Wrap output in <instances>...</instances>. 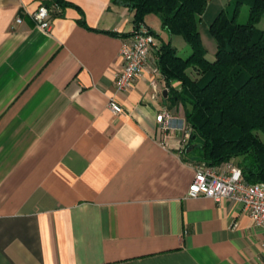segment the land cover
Segmentation results:
<instances>
[{
    "label": "crops",
    "instance_id": "1",
    "mask_svg": "<svg viewBox=\"0 0 264 264\" xmlns=\"http://www.w3.org/2000/svg\"><path fill=\"white\" fill-rule=\"evenodd\" d=\"M46 1L0 0V264H264L242 203L188 195L200 163L157 121L167 109L191 128L180 84L160 73L155 95L152 60L117 91L132 9L65 0L45 32L31 14ZM176 36L162 27L156 48Z\"/></svg>",
    "mask_w": 264,
    "mask_h": 264
},
{
    "label": "trees",
    "instance_id": "2",
    "mask_svg": "<svg viewBox=\"0 0 264 264\" xmlns=\"http://www.w3.org/2000/svg\"><path fill=\"white\" fill-rule=\"evenodd\" d=\"M113 1L129 2L135 29L147 25L146 16L157 14L162 27L171 35L182 36L192 49L187 58L170 41L162 40L155 49L168 86L175 82L181 86L172 87L175 102L191 108L185 109L192 128L186 149L194 148L189 153L184 150V157H202L204 161L198 163L213 167L242 158L235 165L244 178L264 182V139L260 135L264 134V28L258 27L264 0H230V10L219 12L209 26L216 43L213 60L207 58L199 29L210 0ZM44 4L61 8L72 3L48 0ZM243 5L249 8V21L239 23ZM60 12L54 11V17Z\"/></svg>",
    "mask_w": 264,
    "mask_h": 264
},
{
    "label": "built area",
    "instance_id": "3",
    "mask_svg": "<svg viewBox=\"0 0 264 264\" xmlns=\"http://www.w3.org/2000/svg\"><path fill=\"white\" fill-rule=\"evenodd\" d=\"M54 11L58 13L61 8L56 4L53 7L41 4L31 14V17L37 27L45 32H51ZM16 22L21 23L22 18L18 17ZM156 45L155 35L150 32L149 27L145 24L135 29L131 37L125 39L120 49L123 68L116 77L117 91L128 90L136 79L145 74L153 60L150 84L155 95H157L156 76L161 73V69L158 60L152 59V52L156 49ZM109 107L114 113H121L123 110L114 97L110 98ZM157 121L165 131L170 129L173 123L177 124L180 130L184 131L185 146L188 144L192 129L187 127L183 119H177L169 110L163 109L157 115ZM188 195L190 197L203 195L218 202L227 198L238 201L242 203L244 210L248 212L254 224L264 228V182H248L238 165L230 164L227 169L219 171L216 167L201 163L190 185Z\"/></svg>",
    "mask_w": 264,
    "mask_h": 264
},
{
    "label": "rangeland",
    "instance_id": "4",
    "mask_svg": "<svg viewBox=\"0 0 264 264\" xmlns=\"http://www.w3.org/2000/svg\"><path fill=\"white\" fill-rule=\"evenodd\" d=\"M229 1L230 0H210L207 9L202 16V21L199 24V29L202 34V39L205 43V46L207 45L206 47L209 48L210 50L209 56L210 58H212V60L215 58V55H212V52L216 51V46H215L216 43L210 33L209 26L222 9H226L230 7ZM237 20L239 23H246L249 21V8L247 5H243L241 7V11L239 13ZM146 22L152 28V30L156 32L155 37H157L158 40H161V38H159V35L162 34V24L160 17L157 14H149L148 16H146ZM258 27L264 28V14L262 16L261 21L258 23ZM176 37H177L176 39H180V43H178V41H175L178 54L184 58H187L192 53V49L190 45L184 40L182 36H176ZM210 41H212V43L214 44L215 47L214 50H212L211 48ZM260 135L264 139V134L260 133ZM197 153L199 152L197 151ZM241 160L242 158L235 159L233 160V162L237 163Z\"/></svg>",
    "mask_w": 264,
    "mask_h": 264
},
{
    "label": "water",
    "instance_id": "5",
    "mask_svg": "<svg viewBox=\"0 0 264 264\" xmlns=\"http://www.w3.org/2000/svg\"><path fill=\"white\" fill-rule=\"evenodd\" d=\"M122 4L129 6V2L122 3ZM165 94H166V91H165ZM193 148H194V145H191L190 147L187 148L186 152L189 153ZM192 159H194L195 161H198V162L204 161V159L202 157H193Z\"/></svg>",
    "mask_w": 264,
    "mask_h": 264
}]
</instances>
